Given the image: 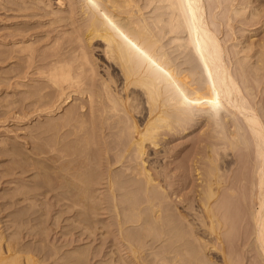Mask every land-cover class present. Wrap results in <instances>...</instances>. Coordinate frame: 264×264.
<instances>
[{"label": "bare ground", "instance_id": "obj_1", "mask_svg": "<svg viewBox=\"0 0 264 264\" xmlns=\"http://www.w3.org/2000/svg\"><path fill=\"white\" fill-rule=\"evenodd\" d=\"M239 1L57 0L62 8L51 10V0H37L48 8L49 28L2 36L13 46L4 45L2 60L17 63L5 71L3 90L23 96L2 98V128L13 134L0 155L14 163L7 174L21 175L10 176L18 189L0 202V264L89 263L108 242L109 257L96 264H203L209 242L223 264H264V94L252 90L264 68V37L224 32L235 20L256 23L255 9ZM2 2L21 16L39 13L30 0ZM194 115L209 121V144L202 165L192 155L178 164L170 140ZM33 119L30 141L11 127ZM223 168L231 173L223 177ZM39 188L49 194L44 207L31 200ZM43 214L50 230L66 229L69 251L23 240L47 239L48 228L37 226ZM158 243L163 248L148 258L147 247Z\"/></svg>", "mask_w": 264, "mask_h": 264}, {"label": "rangeland", "instance_id": "obj_2", "mask_svg": "<svg viewBox=\"0 0 264 264\" xmlns=\"http://www.w3.org/2000/svg\"><path fill=\"white\" fill-rule=\"evenodd\" d=\"M29 1V0H28ZM35 1V2H34ZM56 1L57 0H51V3L53 4H51V10L52 9H54V10H56V9H61L62 7L60 6L59 7V5H57V3H56ZM239 1V0H238ZM37 2V0H30V2L28 3V5L29 6H31V7H34V8H36L35 9V11H38L39 13H37V14H34V16L32 15V14H29V15H27V16H21V15H23V12L21 11V12H19V11H15V10H13V9H10V10H8V11H5V9L3 8V2H2V0H0V113H1V110H2V98H3V96H4V94L5 93H7V95H8V98H10V99H14V98H16V99H18L19 97H21V96H23L22 94L23 93H18V91L16 90H14L13 91V89H9V91L8 92H5L4 90H3V86H2V82H3V75L5 74V71L6 70H11L15 65H17V63H15L14 61H15V58L14 57H11V58H9V61H3L2 60V55H3V50L2 49H4L5 48V46H6V48H7V46H8V49L9 48H12L13 46H11V44L9 45H5L3 42H1V41H3L2 40V36L4 35V34H6V33H9V32H13V31H16L18 28H20V27H22V26H31L33 29H31V31L33 30V32H34V30H36L35 31V33L34 34H42V33H44L49 27H47L48 26V24H46L47 23V20L50 18V16L49 15H47L46 14V10H48V8L45 6V4H44V6H42V4L43 3H39V5L38 6H36L35 5V3ZM239 3H241V4H243V5H247V11L250 9H255V11L257 12V15L253 18V17H251L250 18V20H256V23L254 24V26L253 25H251L250 24V22H237L236 20L233 22V27L231 28L232 29V31H230V29H229V31L227 30V28H229V27H225V29H224V32H226L227 33V36L229 37L231 34H232V32H234V35L236 36L237 35V37L238 38H248V39H255V40H259V39H261V38H263L264 37V0H240L239 1ZM250 3V4H249ZM46 7V8H45ZM2 8V9H1ZM30 8V7H29ZM49 9V10H50ZM149 9H150V7H149ZM148 8H147V10H146V14H148V15H150V14H153V10H149ZM30 11H31V9H29ZM29 10H27L26 11V13H28V12H30ZM33 10V9H32ZM247 11H245L244 12V16H243V14H241V17H245L246 15H247ZM44 12V13H43ZM19 14H21V15H19ZM44 15V16H43ZM23 18V19H22ZM248 20V19H247ZM45 23V24H44ZM250 28H252L251 30H249ZM45 29V30H44ZM40 31V33L38 32V31ZM30 31V32H31ZM32 32V33H33ZM231 33V34H230ZM230 34V35H229ZM220 36H221V39L225 36H223V34L221 33L220 34ZM98 42H95L93 45H92V49H93V57L95 58V60L97 61V66H98V70H99V72H104V64H106L105 62V60H104V58L102 57V53H101V45H99V43L97 44ZM5 45V46H4ZM9 46H11V47H9ZM13 49V48H12ZM11 50V49H10ZM10 53H12L11 51H10ZM13 54V53H12ZM100 65V66H99ZM102 66V67H101ZM184 68V67H183ZM186 72H188L187 70H186ZM9 74H11V71H10V73ZM255 80V78H254V76H249V80L250 81H252V80ZM253 80V81H254ZM260 83V84H259ZM256 84L258 85L259 84V86H255L254 85V87H253V91L256 93V92H258L259 94L258 95H260V93L261 94H264V68H263V70L259 73V75H257V78H256ZM256 87H258V89L256 88ZM257 90V91H256ZM21 103H20V101H16V103L14 104V105H17V106H19ZM0 116H1V114H0ZM198 116V117H197ZM205 118L202 116H200V115H194V118L192 119V125L190 126V127H188L187 128V130L186 131H180V133L179 134H175V136H172L173 138H171V140H170V146H171V149H173L172 150V152L170 153V155L173 153V154H175V156L176 157H174V159L175 160H177L176 162L178 163V164H181V163H179V160L181 159H183L184 160V158L186 157V155H190L188 158L186 157V159H187V161L186 162H189V158L191 157V155L196 159V161L198 162H196L198 165L199 164H201L202 165V160H203V158H204V153H202V152H204V150H205V146H206V144H207V142H208V144H209V140L207 139L208 137H209V134L207 135V132L209 131V126H208V124H209V121H207V122H205L206 120H204ZM39 121H38V119H33L31 122L30 121H28V122H19V123H11V127H13V128H18V130H17V132L20 134V136L21 135H23V136H25V139L26 140H31V137L30 136H28V134H27V132L29 131V129L32 127V126H34L36 123H38ZM205 123H207V124H205ZM2 124H3V122H2V120H1V118H0V146H3V142H2V139H4L5 137H8V134H13V132H7L8 134H6L5 133V131H4V129L2 128L3 126H2ZM19 126L21 127V128H19ZM208 127V128H207ZM205 129H207L206 131H205ZM209 133V132H208ZM203 137V139H207V140H203L202 139V137ZM200 139H201V141H200ZM9 140H13V139H9ZM18 140H19V142H17V145H24V143H23V139H21V141H20V139L18 138ZM206 141V142H205ZM13 142H16V141H14L13 140ZM200 143V144H199ZM202 143V144H201ZM204 143V144H203ZM2 144V145H1ZM200 145V146H199ZM203 145H205V146H203ZM25 146H29V144H25ZM173 146V147H172ZM174 146H175V149H174ZM203 146V147H202ZM200 147V148H199ZM25 147H23V149H24ZM162 148V147H161ZM202 148V149H201ZM203 148H204V150H203ZM199 149V150H198ZM24 150H27L26 148L24 149ZM202 150V151H201ZM176 151V152H175ZM45 153H42L43 155H47L48 153H46L47 151H44ZM175 152V153H174ZM164 153H162V152H160V154H159V157L160 158H165L164 156L165 155H163ZM167 155H169L168 153H167ZM178 155V156H177ZM203 156V157H202ZM184 157V158H183ZM171 158H173V156H171L170 157V159ZM174 160V161H175ZM180 160V161H181ZM185 161V160H184ZM201 161V162H200ZM191 162V161H190ZM183 163H185V162H182V164ZM14 163H13V161L11 160V157L8 155H5V156H1L0 155V202H2V201H4L7 197H9L12 193H14V192H16V190L18 189V188H16V186H19V184L17 185L16 183H14V182H12V181H9L8 179L10 178V176H20L21 174L20 173H16V174H7L6 173V169H7V167L8 166H12ZM172 166H173V164H172ZM171 166V167H172ZM200 166V165H199ZM235 164L234 165H232V168H235ZM198 167V166H197ZM177 168V167H176ZM191 169H192V167H191ZM172 171L174 170V171H177V172H175V173H180L182 170H183V167H182V170H180V168H178V170H176V169H174V168H172L171 169ZM180 170V171H179ZM185 172H188V171H185ZM190 172H192V174H193V171H190ZM28 173V174H27ZM32 173V174H31ZM184 173V172H183ZM222 173H223V177H225V175H228V174H230L229 173V170H227V168H223V170H222ZM6 174V175H5ZM35 172H34V170L32 169V171L31 170H28L27 172H25V175L24 174H22V176L24 175L25 176V179L27 178V179H30V178H32V177H34L35 175ZM180 174H182V173H180ZM191 174V175H192ZM6 176H8V177H6ZM37 176H39V177H41L42 175L41 174H38ZM193 177H194V174H193V176H192V179H193ZM177 178L178 177H174V178H172V179H174L173 181H176L177 180ZM195 179V178H194ZM193 179V180H194ZM7 180V181H6ZM195 181H196V179H195ZM10 182H12V183H10ZM13 185H15V186H13ZM13 186V187H12ZM10 187V188H9ZM21 187V186H20ZM12 188V189H11ZM27 188V187H26ZM7 189H9L8 191H7ZM45 188H39V190L40 191H43ZM187 189H189V188H186V189H184V190H182V191H187ZM5 191V192H4ZM6 193V194H5ZM44 194H47V195H44ZM18 196H21V194L19 195V193L15 196V197H18ZM48 196H49V194L48 193H46L45 192V190H44V192L43 193H38L37 194V196L35 197V198H33V199H31L32 201H35V202H37V203H39L40 202V204H38L36 207H44L45 206V200H46V198L48 199ZM28 201L29 200H25V201H23L21 204L23 205V204H27L28 203ZM17 206H20V204H18ZM10 210H11V208H9ZM3 215V212H1V214H0V216H2ZM46 215L47 214H43V216H40L41 218V221H39V222H37V226L40 228V229H46V227L48 228L47 229V232H48V235H47V239L45 240V241H37V240H35L34 238H33V236H31V235H26V236H24V238H23V240L24 241H27V242H34V243H36V244H38V243H44L45 244V246L47 247L48 246V248L50 247V245H52V244H54L55 242V244L56 245H61L62 244V246L60 247V252H66V249H67V251H69L68 249H70L72 246H65L64 244H65V241H66V239L65 238H67L69 235L67 234V232L65 231L66 229H64V228H61L60 230H62V231H59L58 229L59 228H56V230L55 231H57L58 230V232L57 233H55V231L54 230H50V227H53L54 226V223H52L51 221V219L49 218V217H46ZM4 217H5V219H8L7 221H4L5 223H7V222H10L9 221V216H3L2 217V219H4ZM50 217H51V215H50ZM64 216H62L61 218H63ZM49 218V219H48ZM43 220V221H42ZM37 220H34L33 222L35 223ZM43 222V223H42ZM63 222V221H62ZM52 223V224H51ZM61 223V222H60ZM1 224H3V223H1ZM62 224V223H61ZM41 226H42V228H41ZM10 230V229H9ZM50 230V231H49ZM97 231V230H96ZM102 231V230H101ZM101 231H97L96 233H97V235H98V237H100V235L102 234V233H100ZM7 232H8V230H7ZM62 232V233H61ZM65 232V233H64ZM74 232H75V235L76 234H78V231H76V229L74 230ZM77 232V233H76ZM105 232V231H104ZM114 234H116V231H114L113 232ZM113 233H111V234H113ZM108 234V235H107ZM111 234L109 235V233H106L105 232V234L104 235H106V236H108V238H112V236H111ZM59 235L61 236L60 238H58L59 237ZM63 235V236H62ZM103 234L101 235V236H104ZM66 236V237H65ZM26 238V239H25ZM63 240H65V241H63ZM209 240H210V235H209ZM54 241V242H53ZM62 241V242H61ZM49 243V244H48ZM52 243V244H51ZM61 243V244H60ZM78 243V242H77ZM110 242H108V243H106L104 246H103V251L100 253V255H97V256H95L94 258H92L90 261H89V263L87 262V263H82V264H96L97 262H99V261H101V259H103L102 257H104V258H108L109 256V250L110 249H112V246H111V248H110V246L108 245ZM48 244V245H47ZM156 245V244H155ZM152 246V247H147V252H149V254H148V258H152V256H153V252H159L163 247H161L162 245H161V243H158V245H156V246ZM114 247V246H113ZM155 247V248H154ZM158 247V248H157ZM104 248H106V249H104ZM154 248V249H153ZM212 247H211V243L209 242V245H208V247H207V249H206V257H207V259H209V260H214V261H216V262H218L219 264H223V263H221L222 261H221V258L219 257H214V255L212 254V251H210V249H211ZM151 249V250H150ZM157 249V250H156ZM64 250V251H63ZM212 250V249H211ZM124 251V250H123ZM107 252H108V254H107ZM103 253H106L104 256H103ZM117 250H116V248L114 249V253L113 254H115L114 256H116L117 257V255H119V253H117ZM121 253H123L122 251H121ZM152 253V254H151ZM123 256H125V255H127L128 256V253H123L122 254ZM167 255H169V253L167 254ZM90 256V255H89ZM102 256V257H101ZM127 256H125V257H127ZM130 257H127V259H129ZM212 258V259H211ZM251 258V257H250ZM49 259V258H48ZM47 259V261L46 262H49L50 260H48ZM216 259V260H215ZM130 260V259H129ZM209 260H208V263H203V264H209ZM250 259H247V258H245L244 259V261H243V264H251V262L249 261ZM247 261V262H246ZM93 262H95V263H93ZM183 264V263H181V262H179V261H176V262H170V261H164V263L163 264ZM116 264H119V263H116Z\"/></svg>", "mask_w": 264, "mask_h": 264}]
</instances>
